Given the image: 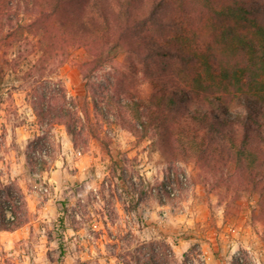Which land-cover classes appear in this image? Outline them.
Masks as SVG:
<instances>
[{
	"label": "rangeland",
	"instance_id": "374dc122",
	"mask_svg": "<svg viewBox=\"0 0 264 264\" xmlns=\"http://www.w3.org/2000/svg\"><path fill=\"white\" fill-rule=\"evenodd\" d=\"M170 3L172 10L184 14L185 27L157 26L156 37L203 49L211 44L231 54L241 51L243 39L262 40L254 30L241 28L240 41L216 32L205 42L211 31L197 30L203 14L188 1ZM253 4L264 7V0ZM14 16L16 23L30 21L22 12ZM9 32L6 28L3 34ZM43 45L42 32L36 29L15 31L0 42V180L21 187L30 211L22 227L0 231V264H240L238 252L244 264H264L260 190L244 187V178H230L231 173L223 180L212 178L195 160L173 158L151 135L132 128L137 122L134 111L111 105L87 88L79 68L86 58L83 48H73L71 59L43 79L37 69L30 76ZM168 62L161 57L149 61L151 73L161 72ZM143 63L135 54L122 52L93 80H117V71H122L131 79L122 76L121 84L147 98L152 75ZM51 82L65 86L75 109L88 102L92 119L78 146L66 125L55 124L51 145L36 152L48 165L33 174L27 165L28 143L48 129L33 101L54 87ZM95 99L110 107L109 121L96 115ZM236 110L243 106L236 104ZM59 212L65 215L64 226Z\"/></svg>",
	"mask_w": 264,
	"mask_h": 264
},
{
	"label": "trees",
	"instance_id": "16d2710c",
	"mask_svg": "<svg viewBox=\"0 0 264 264\" xmlns=\"http://www.w3.org/2000/svg\"><path fill=\"white\" fill-rule=\"evenodd\" d=\"M184 1L203 14L197 30L211 31L205 42L216 32L240 41L241 28L254 30L262 40L243 39L241 51L231 54L211 44L203 49L199 44L193 47L175 38L156 37L157 26L185 27L184 14L172 10L170 0H0V42L15 31L42 32L43 53L30 70V76L39 70L42 79L70 60L73 48L85 49L79 68L87 88L111 105L134 111L137 122L132 128L151 135L173 158L195 160L212 178L223 180L231 173L230 178H244V187L264 194V7L257 8L253 0ZM169 7L167 13L160 11ZM21 12L29 15L28 23L15 22L14 14ZM6 28L10 32L3 34ZM122 52L141 58L152 75L147 98L139 95L141 90L121 84L122 76L124 81L131 79L128 73L117 71V80H93ZM158 57L169 62L161 72L151 73L149 61L155 63ZM51 84L48 93L37 94L33 101L39 121L48 127L28 143L27 165L33 174L48 165L36 152L51 145L55 124L66 125L78 146L92 119L88 102L77 110L69 105L65 86ZM101 103L95 99L93 109L109 121L110 107ZM236 104L243 110H236ZM123 123L130 121L126 118ZM29 215L21 187L0 180V231L22 227ZM58 221L64 226L62 212Z\"/></svg>",
	"mask_w": 264,
	"mask_h": 264
},
{
	"label": "built area",
	"instance_id": "2783aa9c",
	"mask_svg": "<svg viewBox=\"0 0 264 264\" xmlns=\"http://www.w3.org/2000/svg\"><path fill=\"white\" fill-rule=\"evenodd\" d=\"M168 188L172 189V186H168ZM236 258H237V262L238 263H240V264H244L245 263V259H244L243 255L240 252H238L236 254Z\"/></svg>",
	"mask_w": 264,
	"mask_h": 264
}]
</instances>
